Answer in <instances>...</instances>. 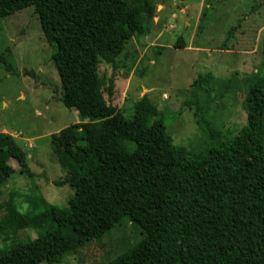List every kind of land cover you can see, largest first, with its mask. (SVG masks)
Wrapping results in <instances>:
<instances>
[{
  "label": "trees",
  "instance_id": "obj_1",
  "mask_svg": "<svg viewBox=\"0 0 264 264\" xmlns=\"http://www.w3.org/2000/svg\"><path fill=\"white\" fill-rule=\"evenodd\" d=\"M143 1L0 0V20L33 8L55 48L61 104L85 120L51 137L65 173L59 185L72 190L68 206L34 199L22 213L12 199L4 203L0 234L46 229L1 249L0 264L54 263L122 218L140 240L106 264H264V77L248 88L241 132L200 155L174 144L146 95L126 119L104 99L113 80L105 86L98 64L101 58L115 66L111 47L139 29L130 17ZM175 48H184L182 39ZM0 63L14 72L3 54ZM11 163L31 176L26 153L0 132V188L15 173Z\"/></svg>",
  "mask_w": 264,
  "mask_h": 264
},
{
  "label": "rangeland",
  "instance_id": "obj_2",
  "mask_svg": "<svg viewBox=\"0 0 264 264\" xmlns=\"http://www.w3.org/2000/svg\"><path fill=\"white\" fill-rule=\"evenodd\" d=\"M135 8L130 19L140 27L130 39L113 43L115 66L99 60L105 86L113 80L112 96L104 92L106 102L130 119L135 103L146 95L174 144L191 155L238 135L246 125L248 88L264 77L261 0H145ZM179 39L182 49L175 48ZM54 52L32 7L0 20V54L14 70L0 63V132L26 153L31 173L21 175L11 163L15 173L0 188V218L11 199L26 213L34 199L66 208L72 196L68 185H59L65 173L51 137L85 120L61 104ZM200 76L209 78L199 81ZM45 229L0 234V250ZM139 240L138 228L122 218L100 239L50 264H106Z\"/></svg>",
  "mask_w": 264,
  "mask_h": 264
}]
</instances>
